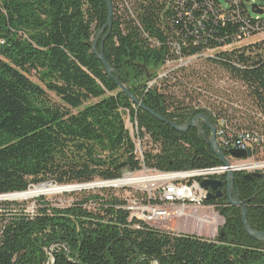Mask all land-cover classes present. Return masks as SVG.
Instances as JSON below:
<instances>
[{
  "label": "trees",
  "instance_id": "16d2710c",
  "mask_svg": "<svg viewBox=\"0 0 264 264\" xmlns=\"http://www.w3.org/2000/svg\"><path fill=\"white\" fill-rule=\"evenodd\" d=\"M251 1L111 0L112 26L97 43L109 74L93 48L95 30L108 20L105 0H0V195L45 182L83 184L144 168L170 172L221 163L207 143V125L202 132L197 126L179 131L134 104L119 83L176 124L202 110L200 96L218 103L212 101L217 90L226 99L218 104L228 105L213 109L217 117L230 114L232 129L264 135V39L224 49L256 25L264 28V19L250 17L264 0ZM207 50L215 55L204 63L235 84L193 87L196 73L182 67L149 85L167 60ZM136 139L146 145L141 155ZM262 149L264 143L252 155ZM71 195L76 199L65 207L39 197L34 212L25 203L0 202V264H52L50 247L54 264H264V241L247 233L240 206H218L225 223L209 238L131 218L126 196L111 188ZM236 195L246 202L249 225L264 232V177L251 181L236 172ZM213 203L220 204L206 200Z\"/></svg>",
  "mask_w": 264,
  "mask_h": 264
},
{
  "label": "built area",
  "instance_id": "2783aa9c",
  "mask_svg": "<svg viewBox=\"0 0 264 264\" xmlns=\"http://www.w3.org/2000/svg\"><path fill=\"white\" fill-rule=\"evenodd\" d=\"M240 1L241 0H230L231 4H238ZM254 2L255 0L251 1V3ZM255 5L256 4L252 6V9H255ZM258 8L264 11V6ZM253 13L255 16H250L253 20L256 22L263 21L264 12L259 14L253 11ZM256 26L257 30L253 33H251L252 30L247 31L243 40L251 34H257L264 31V28L259 27L258 25ZM241 41L235 40L232 44L226 45L224 49L231 50L234 48L232 46L236 42ZM204 53L190 57L167 60L166 63L162 65L163 68L161 73H159L158 77H156L152 83L150 82L149 85L156 83L158 78L170 75L172 71L178 68H189L190 65L187 66V60L201 58ZM173 63H176V65L172 66L171 64ZM201 84L210 85L216 90L235 83H230L227 79H221L219 77V79H206L201 82ZM212 96V101L226 103V99L218 95L217 90L213 92ZM209 114L212 119H215L214 126L216 131L217 148L224 152L228 164L224 165L220 163L219 165L214 166L170 172L144 168L145 170L155 173L153 175L154 178L150 181L149 186L143 187V189L140 188L138 189L139 191L136 190L132 195L126 196L127 201L123 208L130 211L131 218L135 217L154 226L157 222H162L183 214L188 206H201L207 200L210 191L201 187V181L205 179H219L222 180L224 184H227V175L229 172L236 173L250 169H253V171H260V169L264 168L263 162H249L250 158L238 159L231 154V150L233 149L251 151V153H253L255 149L264 143V135L262 132L250 128L232 129L228 124V120L231 117L230 114L220 115L219 117H217L218 114L214 111H210ZM138 142L141 143L139 139ZM137 150H140L139 146ZM139 154L141 155L142 151L139 152ZM253 163L261 165L256 166L253 165ZM140 194L145 195L143 199L139 197Z\"/></svg>",
  "mask_w": 264,
  "mask_h": 264
},
{
  "label": "rangeland",
  "instance_id": "374dc122",
  "mask_svg": "<svg viewBox=\"0 0 264 264\" xmlns=\"http://www.w3.org/2000/svg\"><path fill=\"white\" fill-rule=\"evenodd\" d=\"M221 1L225 4V0H221ZM250 10L252 12L251 7H250ZM101 34H102V31L98 32V30H95L93 39H95L96 37H101ZM262 39H264V31L259 32L257 34H251L246 39H244L243 42L242 41L236 42L232 47H241V46H245L248 44H254L256 42H259V40H262ZM213 54H214L213 51L207 50V52L204 53V55L201 58L187 60V66L190 65L189 68L192 70H195V72H193L191 70L190 74L193 76L194 73H196V77H193L190 81L191 82L190 84L193 87H195L197 85H199V86L202 85L201 84L202 79H204L205 77L209 78L211 76L210 79H215V78L219 79V74L217 72H214V70H217L216 67H211L209 64L204 63L205 59L210 58L209 55H213ZM171 65L174 66V65H176V63H173ZM162 68H163V66H161L155 70L154 75H152L150 77L151 83L154 80V79L152 80V77L161 73ZM203 75H204V78L201 77ZM32 79L35 82H38V80L35 77H32ZM212 92H214V91H212ZM48 94L52 99H54L55 101L60 103L59 99L55 96L54 93L48 92ZM199 101H201L200 104H202V106H201L202 109L205 106H208L211 108L212 112H213V109L215 110L217 106H223V107L228 106L226 104L225 105H222V104L219 105L218 103L208 101L207 97L205 95L200 96ZM235 107H238V104H236ZM234 114L237 117H240L241 111H238ZM196 116H198V115H195L194 117H196ZM126 122H127V126L129 127V129L131 131V134L135 136V130L136 129H135L134 122L131 121L129 117L126 118ZM210 123L214 124V121L210 122ZM195 126L199 127L200 130H202L201 127L204 126V121L202 119H200L199 125H195ZM211 135H212V132L210 134V137H211ZM210 137H209V139H210ZM145 139H147V138H145ZM136 141H137L136 142L137 146H139V149H140L139 152L142 151V148H144V149L146 148L145 142L141 146V143L138 142V139H136ZM249 162H263L264 163V150L262 149L258 154L252 155L250 157ZM250 170H242L243 171L242 173H247V172L253 171V169H250ZM260 171H264V168L260 169ZM154 174L155 173L143 169L139 172L126 173L124 175V177H122V179L123 178L129 179V178L140 177V176L141 177L150 176V177L154 178V176H153ZM94 182L95 183H93V184L75 185L74 189L76 191H68V192H65L64 190L65 189L72 190V188H61L60 189L59 185H55L54 183H52L53 185L57 186L56 191L48 192V193H38V194H35L34 196L27 198V199L26 198H23V199H8L7 198L6 199L4 197V195H0V202H7V201L14 202V201H16V202L25 203L26 204V207H25L26 211L34 212L35 205H36L35 199H37L39 197H45L46 199L51 201L54 205H57L59 207H65V206H69L70 204H72L74 202V200L76 199L74 196L71 195L72 192H76L77 194H80L81 192H83L85 190L86 191H96V190L101 189V188H111L115 194H118L120 196H127V195H132L133 193H135L136 190H138L140 188L143 189V187L150 185V182L149 183L148 182L136 183L135 181L130 182L127 180H122L120 182H115V183L112 181L105 182L102 180H97ZM45 183H51V182H45ZM39 185H41V184H39ZM105 185H109V186L105 187ZM111 185H113V186H111ZM36 186H38V185L32 186L28 190L21 191V192H27L30 189H34ZM60 186H63V185H60ZM233 194H234V189H233ZM144 196L145 195H142V194L139 195V197L141 199H143ZM235 197H237V195ZM228 203H229V201L228 202H220V204H218V203L206 204V201H205L201 206H198V207L188 206L183 214L175 216L171 219H167V220L162 221V222H157L154 224V227L164 229V230H168V231H173L176 233L195 234L198 236L213 238V237H216L218 235L220 228L225 223L224 217L218 211V208H219L218 206H220V205H224V206L231 205ZM3 209H4L3 206H0V211H2ZM58 245H60V244H58ZM63 246H64V244H63ZM51 249L53 251V247H51ZM49 255L51 256L50 253H49ZM50 259H53L52 256Z\"/></svg>",
  "mask_w": 264,
  "mask_h": 264
},
{
  "label": "water",
  "instance_id": "95a60500",
  "mask_svg": "<svg viewBox=\"0 0 264 264\" xmlns=\"http://www.w3.org/2000/svg\"><path fill=\"white\" fill-rule=\"evenodd\" d=\"M107 5H108V10H109V15H108V20L107 23L105 24V26L103 27V29L101 31H104L107 27H111L112 26V20H113V7H112V2L111 0H105ZM262 10H256V13L262 14ZM109 35V31L108 33L102 38L101 41V46L103 47V43L105 41V39L108 37ZM97 43H98V37L95 38L94 43H93V48L96 51V53L98 54V57L102 60V62L104 63L105 67H106V71L110 74L112 73V67L107 63V61L104 58L103 52H98L97 51ZM117 82L119 83V81L117 80ZM120 84V87L123 91H125L128 95H130L132 97V101L134 104H136L138 107L148 110L149 112H151L153 115H155L158 119L170 124L172 127H174L175 129L179 130V131H186L188 130L190 127L195 126V125H199V120L202 119L204 121V125H207L212 132V135L210 137V139L207 140V143L211 146L212 150L214 151V153H216L220 159V162L224 165H227L228 162L225 158V154L223 151H221L220 149L217 148V143H216V131H215V126L214 124H211L209 119L207 118V116L205 115H198L196 117H194L193 119L189 120L188 122L184 123V124H176L174 122H171L167 119H165L164 117H162L161 115L156 114L155 112H153L151 109L147 108L142 102L141 100H139L137 97L131 95L129 89L124 85V84ZM201 129L203 130V127H201ZM231 154L233 156H235L238 159H248L252 156L251 151H243V150H237V149H233L231 150ZM227 184H226V190L223 189L224 186V182L222 180L219 179H205L203 181H201L200 185L202 188L206 189V190H210L207 196V200H214L216 198H220L223 195L227 196V199L229 201L230 204L232 205H236V206H240L241 210H242V221L244 224V227L247 231V233L249 235H251L252 237L262 240L264 241V232L261 231H257L254 230L248 223L247 221V208H246V202L240 200L238 197L233 196V189H234V179H235V173L234 172H229L227 175ZM244 177L245 179L248 180H253L255 178H263L264 177V173L261 171H252V172H248V173H244ZM120 179H116V180H121ZM116 180H103L105 182H109V181H116ZM53 183V182H51ZM95 182H90V183H83V184H68V185H63V186H75V185H84V184H93ZM112 186V185H111ZM108 187V186H105ZM65 192L68 191H76L75 189L72 190H64ZM61 244V243H58ZM66 251H68V246L64 245ZM47 252L51 254L52 256V264L55 263V254L52 251L51 247L47 249Z\"/></svg>",
  "mask_w": 264,
  "mask_h": 264
},
{
  "label": "bare ground",
  "instance_id": "6f19581e",
  "mask_svg": "<svg viewBox=\"0 0 264 264\" xmlns=\"http://www.w3.org/2000/svg\"><path fill=\"white\" fill-rule=\"evenodd\" d=\"M253 165L258 166V165H261V164L253 163ZM122 180H127V181H130V182L135 181L136 183H140V182H150V181L153 180V178L150 177V176H143V177L140 176V177H133V178H129V179H124L123 178L121 180H116V181H112V182L115 183V182H120ZM55 185H58V184H55ZM55 185H53L52 183H43L41 185L36 186L34 189H30L27 192H17V193H12V194H6V195H4V197L6 199L7 198L8 199H23V198L27 199V198H30V197L34 196L35 194H38V193H48V192L56 191L57 190V186H55ZM105 186H109V185H105ZM59 187H60V189L61 188H72V189L75 188L73 186H60V185H59Z\"/></svg>",
  "mask_w": 264,
  "mask_h": 264
},
{
  "label": "flooded vegetation",
  "instance_id": "af4514ba",
  "mask_svg": "<svg viewBox=\"0 0 264 264\" xmlns=\"http://www.w3.org/2000/svg\"><path fill=\"white\" fill-rule=\"evenodd\" d=\"M211 111L210 107H204L202 110H200L199 112L196 113V115H205L207 116V114ZM202 132V130H200ZM223 189L226 190V185L224 184ZM215 202H228L227 196L223 195L220 198H216L214 199ZM230 204V203H228ZM232 205V204H231Z\"/></svg>",
  "mask_w": 264,
  "mask_h": 264
}]
</instances>
